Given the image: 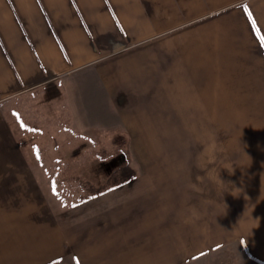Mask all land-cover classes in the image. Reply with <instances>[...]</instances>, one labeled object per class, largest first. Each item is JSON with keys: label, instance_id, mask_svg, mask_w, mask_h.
<instances>
[{"label": "crops", "instance_id": "crops-1", "mask_svg": "<svg viewBox=\"0 0 264 264\" xmlns=\"http://www.w3.org/2000/svg\"><path fill=\"white\" fill-rule=\"evenodd\" d=\"M95 132L141 174L45 189ZM0 264H264V0H0Z\"/></svg>", "mask_w": 264, "mask_h": 264}, {"label": "rangeland", "instance_id": "rangeland-1", "mask_svg": "<svg viewBox=\"0 0 264 264\" xmlns=\"http://www.w3.org/2000/svg\"><path fill=\"white\" fill-rule=\"evenodd\" d=\"M31 98L34 103L38 102V105L43 101V99L35 97V94H31ZM114 135L112 132H95L91 138L86 137V144H79L74 143V134H71L68 138L70 148L68 160L64 162L38 161L39 177L44 188L51 189V191L56 188H67L63 194L66 201L88 197L94 190L102 189L111 183L108 178L115 177L112 175L113 172L117 171L129 158L138 174H141L142 167L132 159L130 150L129 154L127 153L128 149L123 140L112 138ZM113 139L120 142L113 144L111 142ZM175 147L177 146H165V155L161 160L163 169L166 172L174 169L176 176L178 175L176 179L179 178L182 181V188H206L204 168L198 166L193 170L189 146H182L180 152ZM215 157L217 156L215 155ZM45 164L50 165L41 168L46 166ZM89 180L92 181V184Z\"/></svg>", "mask_w": 264, "mask_h": 264}, {"label": "trees", "instance_id": "trees-1", "mask_svg": "<svg viewBox=\"0 0 264 264\" xmlns=\"http://www.w3.org/2000/svg\"><path fill=\"white\" fill-rule=\"evenodd\" d=\"M125 145L127 146V149H128L127 153L129 154L128 144L125 143ZM112 175H114L115 177L112 178V176H111L108 178L109 182H111V183H108V185L102 189L94 190L90 196L101 193L106 188H114V187H117L119 185L125 184V183L135 179L138 175V172H137V169L132 166L130 158H129V160H127L125 162V164L120 166V168H118L117 171L113 172ZM89 182L92 184L91 180H89Z\"/></svg>", "mask_w": 264, "mask_h": 264}]
</instances>
